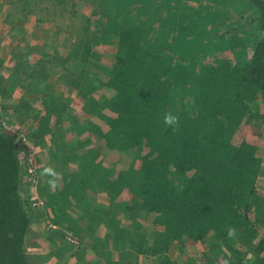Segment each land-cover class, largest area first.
<instances>
[{"label": "trees", "instance_id": "16d2710c", "mask_svg": "<svg viewBox=\"0 0 264 264\" xmlns=\"http://www.w3.org/2000/svg\"><path fill=\"white\" fill-rule=\"evenodd\" d=\"M37 1L40 4L44 1L59 3L58 0ZM139 1L132 10L141 15L147 12L143 10L146 2ZM225 2L232 12L228 37L233 40L231 49L239 59L235 65L219 61L198 69L200 58L190 59L186 53H181V48L193 42L203 44L201 31L173 27L174 14L164 20L160 30L151 29L157 39L150 38V29H145L151 21L136 25L127 20L113 30V37L119 42L117 48H96L90 42L77 45L80 59L89 65V70L85 69L86 78L93 75L101 87H109L113 94L97 98L95 94L101 91L97 87H90L86 93L80 90L86 130L105 140V151H132L141 161L139 169L126 167L120 173L121 187L138 198L126 209L132 217L127 229L119 230L118 215H115L118 205H109L104 210L93 198L97 206L92 211L93 216L100 218V222L94 227L86 226L91 246L106 248L110 239L117 246L124 239L135 247L136 255L158 258L161 264H182L179 249L183 247L201 248L203 264H221L220 255L225 264H264V237L259 232L264 227V192L260 186L264 165V0ZM154 3L160 5L162 13L163 10L174 11L181 0H154ZM73 7L72 12L61 7L54 17L67 14L78 18L76 6ZM22 9L23 13L28 11V7ZM87 24L86 30H89L90 19ZM184 31L191 33V42L184 38ZM86 33L90 35L89 31ZM249 39L257 42L248 58ZM163 45L171 56L165 53ZM208 46L206 43L195 51L203 57L211 49ZM214 47L216 51L218 47ZM100 49L115 52L113 65L105 68L107 73L99 70L104 55ZM78 58H74L75 63ZM65 82L71 88L81 89L80 81ZM0 90L7 104L13 93L3 84ZM47 102L43 117L30 113L32 108L26 98L12 107L8 104L2 107L4 112L15 108L14 114L22 123L28 114L34 116L40 123L37 128L4 129L0 113V264H32L26 243L32 215L48 218L47 208H52L50 216L65 209L64 215L53 224L59 228L64 219L71 229L80 225L73 215H66L65 204L78 203V190L73 186L63 187L61 195H53L50 201L44 196L40 200L43 206H36L40 208L32 207L26 197L30 189H23L24 179H29L23 172V158L30 156L34 149L25 137L33 140L42 152L50 151L51 158L56 161L55 170L67 168L72 160L77 162V173L62 174V183H66V177L90 178V172H101L96 165L99 155L94 147L90 148L93 143L90 139L82 144L88 148L83 157L65 156L67 147L61 142L62 137L65 138L63 123L65 120L81 122L82 119L75 118L72 113L76 106L70 99L61 102L58 97L57 100L48 98ZM167 113L178 116L174 127L165 125ZM53 117L59 122L51 129L49 124ZM95 119H102L109 129L103 131L95 124ZM48 137L51 144L46 141ZM36 163L35 157L37 174L45 173L46 170L41 166L37 168ZM107 199L116 201L109 196ZM76 209L74 214L81 218L87 216L79 213L80 205ZM46 226L50 242L56 243L52 237L55 230ZM134 234H139V241L130 239ZM63 237L64 234L60 238ZM236 237L240 247L234 248L230 241ZM221 245L226 247L225 251ZM101 253L107 256L108 252L105 249ZM105 264L116 262L111 257Z\"/></svg>", "mask_w": 264, "mask_h": 264}, {"label": "rangeland", "instance_id": "374dc122", "mask_svg": "<svg viewBox=\"0 0 264 264\" xmlns=\"http://www.w3.org/2000/svg\"><path fill=\"white\" fill-rule=\"evenodd\" d=\"M138 1L139 0H58L59 3L44 1L41 5L37 0H0V85L3 84L4 88L7 89L9 93H13L12 98L7 101L8 107H12V105L18 104L20 99L26 98L29 100V107L32 108V112L30 113L35 114V109L38 108L36 105L40 106L41 103H45L43 99L39 97V95L44 92L37 90L41 87L40 81L42 80L40 79H47L48 81L51 74L56 76V79L61 85H65V87L72 91V93L69 91L65 93L70 97L68 99L72 101L73 105L76 106L74 110L75 118H77V112L80 113L82 108L79 106L80 103L83 102V98L81 94H79L80 90H82V93H86L90 87H97L101 90L98 95L95 94L97 98L100 96H105L107 98L112 96L113 94L109 90V87H101L102 85L99 80L93 75H89V77L86 78L87 73L85 69L87 68V70H89V65L82 61V58L80 59L77 45L81 42L84 46L86 43L90 42L93 47L96 48H102L104 46L112 47V49L117 48L119 42L117 38L113 37V30L127 20L134 22L136 25L141 21H143V23L151 21L152 23L145 25V29H150V38L157 39L155 31H153L154 28L160 30L164 20L171 18L169 17L170 14L171 16L174 14L176 15V23L173 27L178 29L182 27L185 29L191 28V30H195L196 32L201 31L203 44H195L193 42L189 44V47L181 48V53L183 55L186 53L190 59L200 58L196 66L198 69L213 63L215 64L219 61H230L235 65L238 58L235 57L231 49L233 48L231 46L233 40L229 39L232 12L228 10L229 8L227 2H225L226 0H181L179 6L174 8V11L163 10L162 13L159 9L160 5L155 4L154 0H145L146 6L143 5L144 3H141L144 6L143 10L147 12L141 15L132 10L133 7L138 6ZM74 5L79 14L78 18L76 17V19H73L67 14H62L61 18L59 15H57L56 18L54 17V13L61 9V7L69 9L68 11L72 12L73 10L71 9L74 8ZM22 7H28V11L23 13ZM115 16L117 17L112 21L111 19ZM41 18V23L37 24V21ZM89 19L91 20L92 26L89 27V30H86V27H88L87 21ZM113 25H115L114 28ZM87 31H89L91 36L86 33ZM190 34L184 31V38L191 42L192 37ZM81 35H84L83 41L81 40ZM248 41L249 47L247 53L249 58L253 45H255L257 41H254V39H249ZM206 43H209L208 47H211V49L202 57V54L195 50H197L196 48H201V46H204ZM213 44L218 47L216 51L213 50V48H215ZM112 49L105 51L100 49V52L104 55L99 70L103 73H107L105 70L113 65L115 52L112 51ZM163 49L165 50L164 45ZM166 50L165 53H169L168 49ZM239 51H241V49H239L238 52ZM169 54L171 56V53ZM241 54L240 56L242 57ZM74 58H78L76 60L77 63H75ZM24 64L27 65L24 66ZM31 75L32 77H30ZM71 80L80 81L79 87H81V89L71 88L69 84H66L65 81L71 82ZM2 95L3 93L0 90V113L3 115V124L5 123L10 130H23L26 127H38L34 116L28 114L22 123L19 121V118H17V115L14 114L15 108L4 112L2 107L3 105L7 107V104ZM63 99V102H65L67 97H63ZM54 116L56 117V115ZM58 122L59 120L51 119L49 128H55ZM64 123L66 128L65 134L62 132V135H65V139L63 140L61 133L59 136L62 137L61 142L67 147L65 156H84L87 147H82V144H85L88 138H90L93 141V144L90 146L94 147L95 153H97L99 157L103 155V159L100 160V163L98 160L96 163V165L100 167L101 172L100 174H95V171L94 173L90 172V178L73 176L70 179V177H66L64 187L69 185L78 190L79 196L77 198V206L80 205L81 207V212L79 213H85L87 216L85 217L84 215V218H81V215L75 214L74 218L83 224L73 229H71L69 227L70 224L63 219L61 227L54 229H61V235L64 234L63 238H60L61 235L54 237L57 241V248L56 246L52 248L48 240H43L41 238L46 233L44 229L45 226L48 225L46 227L51 229L50 227L54 226L53 221H55V219L58 220L61 215H64L65 209H62L58 215L50 216L52 208H47L48 218H38L36 215L31 216L32 226L29 236H27L26 239V243L28 244L27 251L31 263L43 264L46 260L52 259L51 262H49L50 264H105V261L111 257L113 259L116 254L119 259H116V264L119 261L122 262V264H161L158 258H147L144 255H136L135 247L130 246L124 239H121L117 246L113 239L108 241L106 248L102 247V245L101 249L98 246H91L93 243L91 240L87 239L89 233H86V226L90 224L94 227L100 222V218L93 216L94 214L92 211L97 207L92 202V200H94L93 197L99 198V203L102 204L104 210L108 209L109 205H118L115 215H118L116 221L119 230L127 229L126 226L130 223L132 217H130L126 209L135 203L138 198L135 197L130 190L121 187L119 180L122 175H120V173L124 171L126 167H130V169L133 170L139 169L141 167V161L137 158L136 153L132 151H105V140L101 139L102 137L99 136L100 134H98V139L96 135H92L86 130V121L82 124L65 120ZM60 124L61 122L59 125ZM95 124L102 128L103 131L109 129L102 119H95ZM86 133H89V135H86ZM83 137L84 139L82 140L81 138ZM25 138L30 147L34 149L32 153L34 157L33 163H35L36 157L38 159V163H36L37 168L41 166V169L44 168L46 170L45 173L41 172L37 174L36 182H34V179L32 180L29 178L27 180L24 179L23 183V189H26V191L30 189L28 190V196L25 194L26 197H28L32 207L38 209L40 207H36V205L40 204V206H43L40 200L44 196L50 201L53 195L58 194V190L61 193L60 188L62 185L59 187L54 185V182L57 179L62 181V172L60 168L55 170L56 161L52 160L49 150L42 152L41 149L35 147L33 140L29 137ZM66 138L69 139V141H66ZM46 141L48 142V140ZM79 148H84V150L75 153ZM68 164H71L72 173L70 171L67 172L66 175H68V173H77V162L72 160V162ZM53 167L54 170L51 169ZM55 171L58 172V175ZM261 178V191L264 192V165ZM108 196L114 198L116 201H109L107 199ZM25 202L27 203V200ZM57 203L54 205L57 206ZM72 205H74L73 201H71V206ZM119 205L122 206L120 207ZM253 215L255 216V213H253ZM103 230L104 233L107 232L105 227ZM259 232L262 237H264V227L260 229ZM139 238V234H134L130 239L139 241ZM230 242L233 243L231 246L234 248L236 246L240 247L239 238L236 237ZM56 243L51 242L53 245H56ZM220 248L224 251L226 250L224 245H221ZM105 249L108 252L106 254L107 256L101 253ZM90 251L94 252L91 253ZM202 253L203 251L199 247H183V249H179V260L182 261V264L191 263L192 261L196 264H203L204 261L201 257ZM35 254H39L38 256L41 258L38 260L34 259L33 257ZM57 258H59L60 261H58ZM221 258L223 259L222 255L219 257L222 262L221 264H225L226 262ZM234 263L236 264V262Z\"/></svg>", "mask_w": 264, "mask_h": 264}, {"label": "crops", "instance_id": "0c3cea01", "mask_svg": "<svg viewBox=\"0 0 264 264\" xmlns=\"http://www.w3.org/2000/svg\"><path fill=\"white\" fill-rule=\"evenodd\" d=\"M56 76L55 75H53V74H51V76H50V79H48V81H47V79H40V80H42V81H40V89H37L38 91H42V92H44L43 94H41V95H39V97H41L42 99H43V101L45 102V103H41L40 104V106L39 105H36L38 108L37 109H35V113L39 116V117H43L44 115H45V107H46V105L48 104V98H51V99H53V100H57V97L59 98V101H61V102H63V97H67V99L68 98H70V97H68L67 95H66V91H69V92H71L72 93V91L69 89V88H67V87H65V85H61V83H59V81L56 79ZM47 81V82H46ZM33 82V81H32ZM45 89V90H44ZM48 90V91H47ZM38 94H40V93H38ZM61 96H63V97H61ZM82 104V103H81ZM79 105V106H81L82 107V105ZM49 105V104H48ZM81 107H79V108H81ZM82 109V108H81ZM75 110V109H74ZM74 110H72V113L75 115V113H74ZM76 112V111H75ZM77 117L79 118H81L82 120H81V122H78V123H82V124H84V122L87 120V119H85L84 118V116L81 114V112L79 113V112H77ZM75 117V116H74ZM52 119H56V118H52ZM57 120V119H56ZM35 122L36 123H38V125L40 124L39 122H38V120H35ZM63 126H64V131H65V128H66V125H65V123H63ZM51 128V127H50ZM89 135V133H86V135ZM85 135V136H86ZM65 139V138H64ZM63 139V140H64ZM82 140L84 139V137L83 138H81ZM90 138H88V140H89ZM47 140H48V144H51V142H50V138L48 137L47 138ZM91 141H92V139H90ZM66 141H69V139H67L66 138ZM93 142V141H92ZM69 143V142H68ZM93 144V143H92ZM90 148H92V146H90ZM88 149V148H87ZM98 149V148H97ZM84 150V148H79V150L77 151L76 150V152L75 153H79L80 151H83ZM87 151V150H86ZM80 157V156H79ZM83 157V156H82ZM81 158V157H80ZM103 159V155L101 156V158L99 157V159H98V161H99V163H100V160H102ZM53 160V159H52ZM53 161H55V160H53ZM52 163V162H51ZM68 166L69 167H67V168H63V169H61L60 168V170H61V175L62 174H65V173H67V172H70L71 171V164H68ZM62 167V166H61ZM56 172V171H55ZM71 173H72V171H71ZM56 174L58 175V172H56ZM261 180H262V178H261ZM262 182V181H261ZM54 185H57V186H59L60 187V185H62V187L60 188V190H63L64 188V183H62V181H59V179H57L55 182H54ZM58 193L61 195V193H60V191L58 190ZM94 199H99L98 197H93ZM98 202H99V200H98ZM65 206H66V209L67 208H70V209H68V212H67V214L66 215H68V214H70V215H73V217H74V211L75 210H77L76 208H77V205L74 203V205H72L71 206V202L69 201V202H67L66 204H65ZM80 224H83V223H81V222H79ZM52 234V233H51ZM53 236V238L54 237H57V236H59V235H61V229L60 230H55V232L52 234ZM50 236V234L49 233H45L43 236H42V238L41 239H43V240H48L49 241V243H50V245H51V247L52 248H54V246H56V248H57V243H56V245H53V244H51V242H50V239L48 238ZM87 239H88V236H87ZM39 255V254H38ZM38 255H34V259H36V260H38V259H40L41 257L40 256H38ZM115 257V258H114ZM113 257V260H115L116 261V259H118L117 258V255L115 254V256ZM58 259V261H60V259L59 258H57ZM51 260L52 259H48V260H46L45 261V263H43V264H50L49 262H51ZM66 261V260H65Z\"/></svg>", "mask_w": 264, "mask_h": 264}, {"label": "built area", "instance_id": "2783aa9c", "mask_svg": "<svg viewBox=\"0 0 264 264\" xmlns=\"http://www.w3.org/2000/svg\"><path fill=\"white\" fill-rule=\"evenodd\" d=\"M4 129L10 130L9 127L4 123L3 124ZM23 172L25 175H27L30 179H34V182H36V177H37V172H36V168L34 167V163H33V155L30 154V156H26L25 158H23ZM42 204V203H41ZM40 205V204H37ZM36 205V206H37ZM50 228L56 229L57 226H51Z\"/></svg>", "mask_w": 264, "mask_h": 264}, {"label": "clouds", "instance_id": "9594fccd", "mask_svg": "<svg viewBox=\"0 0 264 264\" xmlns=\"http://www.w3.org/2000/svg\"><path fill=\"white\" fill-rule=\"evenodd\" d=\"M178 120V116L173 115L172 113H167L164 116V123L169 127H174L175 125H177Z\"/></svg>", "mask_w": 264, "mask_h": 264}]
</instances>
